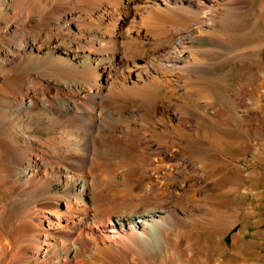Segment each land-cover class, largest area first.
<instances>
[{
	"label": "bare ground",
	"instance_id": "1",
	"mask_svg": "<svg viewBox=\"0 0 264 264\" xmlns=\"http://www.w3.org/2000/svg\"><path fill=\"white\" fill-rule=\"evenodd\" d=\"M249 6L250 0H0V83L3 72L25 73L23 91L9 93L1 110L8 137L23 148L19 181L39 210L34 263L96 264L92 256L102 249L95 244L112 250L158 237L165 209L99 208L95 193L104 183L96 171L123 163L113 151L125 141L136 144L128 162L147 161V150L160 158L168 152L135 115L146 120L151 110L170 123L162 104L204 81L203 68L219 58L192 46L194 36H217L226 16L243 32ZM184 14L191 20L167 19ZM148 88L164 89L150 109L139 101ZM103 146L113 151L102 156ZM150 169L142 174L160 171ZM86 238L94 244L87 250Z\"/></svg>",
	"mask_w": 264,
	"mask_h": 264
},
{
	"label": "rangeland",
	"instance_id": "2",
	"mask_svg": "<svg viewBox=\"0 0 264 264\" xmlns=\"http://www.w3.org/2000/svg\"><path fill=\"white\" fill-rule=\"evenodd\" d=\"M263 12L264 0H250L243 11V32H236L226 16L217 36H194L192 46L216 52L219 58L203 68L204 81L162 104L170 123L165 116H153L151 110L152 118L149 115L146 120L135 115L145 121L146 133L166 141L170 151L160 158L158 152L147 150L146 163L139 164L126 160L136 148L133 142L120 143L116 151L101 148L100 155L110 149L124 161L96 171L106 185L101 184L95 193L98 207L111 210L151 204L165 209L160 219L167 222L158 237L148 241L136 240L112 250L95 244L102 249L92 256L96 264H264ZM191 17L167 15L176 21ZM24 74L19 71L11 78L3 72L0 83V264H37L33 258L40 232L39 210L19 181L16 160L23 148L8 137L9 121L1 110L9 93L23 91ZM163 93L164 89L148 88L140 95L145 99L139 101L150 109ZM120 95L138 96L134 92ZM170 127L177 133L174 142L169 140ZM167 166L171 170L163 169ZM145 167L160 171L145 177ZM85 241L86 250L94 246L89 238Z\"/></svg>",
	"mask_w": 264,
	"mask_h": 264
}]
</instances>
